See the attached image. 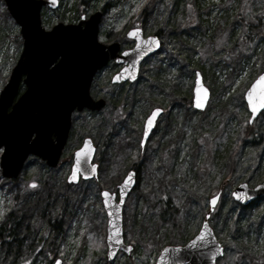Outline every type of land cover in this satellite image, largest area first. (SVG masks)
I'll use <instances>...</instances> for the list:
<instances>
[{"label":"rangeland","instance_id":"1","mask_svg":"<svg viewBox=\"0 0 264 264\" xmlns=\"http://www.w3.org/2000/svg\"><path fill=\"white\" fill-rule=\"evenodd\" d=\"M59 2L42 12L47 29L78 20V5ZM244 21L260 22L263 34L248 30ZM135 24L162 41L142 62L138 79L113 84L118 67L111 62L91 86V95L105 98L106 105L73 114L60 164L50 168L31 156L15 181L0 173V187L9 182L10 189H0V223L10 213L16 220L14 235L0 241V264H53L56 256L63 264H105L101 190L118 199V185L133 167L138 174L123 207V238L141 246L138 264H152L164 245H183L196 235L209 198L221 188L210 218L224 246L217 264H264V196L248 205L232 196L239 183H264V111L248 123L245 100L264 69V0H156L151 6L147 0H116L100 23V41L130 48L126 32ZM19 33L0 1V90L22 50ZM197 71L210 90L204 110L192 104ZM155 106L163 113L142 146L144 120ZM85 137L96 147L98 177L68 183L74 151ZM166 188L177 209L161 218ZM124 256L114 264H125Z\"/></svg>","mask_w":264,"mask_h":264},{"label":"water","instance_id":"2","mask_svg":"<svg viewBox=\"0 0 264 264\" xmlns=\"http://www.w3.org/2000/svg\"><path fill=\"white\" fill-rule=\"evenodd\" d=\"M3 1L9 14L19 25L23 39L19 58L11 70L8 81L0 91V150L3 148L0 154L1 175L15 180L31 155L42 159L49 167H56L68 141L73 112L84 109L100 111L105 106L104 98L94 99L90 93L91 84L99 70L103 69L109 61L116 60L124 64L121 69L127 68V72L121 73L120 69L113 76L119 73L120 78H112V82L119 83L127 80L133 82L138 78L143 60L155 53L160 48L161 42L158 35L144 36L140 27H133L128 30L127 37L135 40V44L132 48L121 52L120 42L104 44L98 39L103 10H96L88 17L83 15L76 23L60 21L47 29L43 26L42 10L44 7L58 8L59 0ZM137 29L139 30V49L136 36H129V32H136ZM149 37H154L156 43L149 41ZM262 74L264 70L250 84L245 93V100L251 113L250 123H253L264 110L260 109L253 113L247 98L248 90ZM22 85L23 89H21ZM259 88L260 85L258 90ZM198 89L207 90L203 107H197L198 99L204 95ZM209 98L210 90L204 84L202 74L197 71L192 104L196 109L204 110ZM156 108L161 109V112L157 115L155 124L163 113L162 108L154 109ZM154 127L147 137L143 133L142 146L147 142ZM85 141H90L92 151L88 159L83 161L77 178L70 180L73 168L78 166L77 152L84 148ZM95 153L96 147L92 139L85 138L82 145L74 152L73 165L67 179L69 183H77L81 177L83 179L98 177V165L92 162ZM129 173H132L131 181L125 184V177ZM125 177L118 186L119 200L116 199V193L106 189L101 191L103 206L108 217L106 243L109 261L114 260L119 250L130 254L133 249L132 245L124 242L122 211L129 193L135 186L137 171L132 169ZM30 185L35 186L36 183ZM105 191L110 194L108 197L103 195ZM234 193L237 195H233ZM220 195L221 191L209 198V209L198 233L183 245L164 246L154 264H217V259L224 253V247L210 225V216L219 202ZM232 196L240 204L248 205L264 196V183L253 187L246 182L239 183L234 188ZM213 197L216 198L215 204L211 203ZM113 225L120 229L118 237L120 244H117L115 239H108L114 232ZM205 225H207V232L204 242H197L195 246H192L190 242L200 235ZM165 249L168 251L165 252ZM57 260L62 264L61 259Z\"/></svg>","mask_w":264,"mask_h":264},{"label":"trees","instance_id":"3","mask_svg":"<svg viewBox=\"0 0 264 264\" xmlns=\"http://www.w3.org/2000/svg\"><path fill=\"white\" fill-rule=\"evenodd\" d=\"M1 3L3 4V6H5V4L3 3L2 0H0ZM71 1V0H69ZM148 1V5L151 6L153 5V3H155L156 0H147ZM116 0H72V5L73 6H77L78 5V9L77 11L74 10V12L76 11V18L79 19L81 17L82 14H87L89 12L95 11L97 9H103L106 11H109L110 8L112 6H114ZM8 18L14 22V20L12 19V17L8 14ZM143 19V17L140 18L139 23L141 24V20ZM245 26H247L248 30L254 29L257 34H263V32L260 29V22H249V21H244ZM252 33V32H250ZM19 37L20 34H18ZM20 42H21V38H20ZM249 123V122H248ZM248 127L251 128L252 126L250 124H248ZM252 133V130L249 132V134ZM250 136V135H249ZM255 132L253 133L252 137H255ZM246 140V136L242 137L240 139L241 142H244ZM229 166L230 169L232 170L234 168V161H233V157H230L229 159ZM231 162V163H230ZM7 187V188H6ZM9 187V182H5L3 183V186L0 187V189H4L5 191L8 190V192L10 193V189H8ZM164 197L161 196L159 199V203L161 204L162 210H161V218H165L167 217V215L169 214H173L174 211L177 209V207L175 206L173 199L169 196V191L166 188L164 190ZM165 197H167L166 199H164ZM16 198L17 196H13V206H16ZM12 216V213H10L8 215V218L0 223V241L4 242L5 240H7L8 238L12 237L14 235V224L16 223L15 219H10V217ZM143 246V245H142ZM136 247V250L134 251V254L132 256H127L125 255V264H138L137 260L140 257V252H141V246L139 245H135L134 248ZM123 254V253H119ZM43 257V256H42ZM155 259L152 261L154 262ZM105 264H114V261L110 262L107 260H105Z\"/></svg>","mask_w":264,"mask_h":264},{"label":"snow or ice","instance_id":"4","mask_svg":"<svg viewBox=\"0 0 264 264\" xmlns=\"http://www.w3.org/2000/svg\"><path fill=\"white\" fill-rule=\"evenodd\" d=\"M138 32H139L138 29L136 30V32H129V36H133V35L136 36L137 41H138L137 48L139 49L140 43H139ZM148 39L152 43H156L154 37H149ZM126 54L127 53H125V55ZM125 72H127V68L121 69V73H125ZM119 78H120L119 73L117 74V76L113 77V79H119ZM258 85H260L259 90H258ZM198 91H202L204 93V95H203V97L198 99L197 107H203L204 106L203 99H205L207 96V90L206 89H198ZM247 98L249 100V106L252 108L253 113L257 112L260 109H264V74H262L259 77V79L248 90ZM160 112H161V109L156 108V109H153L152 112L147 116V119H146L145 125H144V136L145 137H147L149 135L150 130L154 127L156 117ZM91 151H92V148H91L90 141H85L84 148L80 149V151L77 152L78 166H75L73 168L72 175L69 177L70 180H75L77 178V173L81 170L83 161L88 159ZM93 170H94V166H93ZM131 178H132V173H129L128 176L125 177L124 183L128 184L131 181ZM103 195L105 197H108L110 194L107 191H105L103 193ZM233 195H237V194L234 193ZM238 198H241V197L238 196ZM215 202H216V198L213 197L211 203L215 204ZM105 203H107V201H105ZM110 224H111V222H110ZM113 228H114V232L112 235H109L108 239L109 240L115 239V242L117 244H120L121 241L118 238L120 235V229L116 228L114 225H113ZM206 232H207V225H205L204 228L200 231V235L197 236L195 240L190 242L191 245L195 246L197 244V242L203 243ZM167 251L168 250L165 249V252H167ZM56 264H61V262L59 260H57Z\"/></svg>","mask_w":264,"mask_h":264},{"label":"flooded vegetation","instance_id":"5","mask_svg":"<svg viewBox=\"0 0 264 264\" xmlns=\"http://www.w3.org/2000/svg\"><path fill=\"white\" fill-rule=\"evenodd\" d=\"M126 37H127V36H126ZM130 40H131V39H130ZM132 41H133V40H132ZM133 43H134V41H133ZM122 66H123L122 64H117V67H118V68H117V71L120 70V68H121ZM117 71H116V72H117ZM116 72H115V73H116ZM115 73H114V74H115ZM114 74H113V75H114ZM121 83H127V81H126V82H121ZM121 83H119V84H121ZM54 261H55V260H54ZM53 263H54V262H53Z\"/></svg>","mask_w":264,"mask_h":264}]
</instances>
